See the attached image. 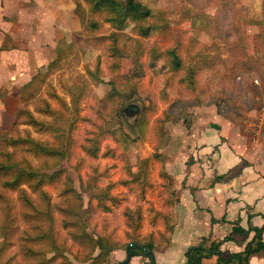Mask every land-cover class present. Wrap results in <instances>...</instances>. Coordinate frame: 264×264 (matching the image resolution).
Instances as JSON below:
<instances>
[{
  "label": "rangeland",
  "instance_id": "374dc122",
  "mask_svg": "<svg viewBox=\"0 0 264 264\" xmlns=\"http://www.w3.org/2000/svg\"><path fill=\"white\" fill-rule=\"evenodd\" d=\"M67 1L70 6L66 9V18L58 24V33L45 36V42L56 38L50 44L52 47L57 44L56 52L62 51L64 59L50 72L30 103V109L38 119L50 120V117L38 113L46 101L55 111L61 112L63 118L59 126L62 132L44 135L27 126H20V130L28 129L36 139L51 142L63 133L66 148L64 166L74 186L79 190L83 181L91 182L96 191L109 188L113 200L105 203L108 209L99 207L97 201L92 200L90 234L127 244L129 237L124 211L139 207L143 215L142 234L157 235L164 229L162 213L167 210L169 199L160 174L163 169L173 168L168 162L175 159L183 145L187 129L182 119L186 118V113L193 123L196 108H230L227 109L230 116L241 118L240 124L248 134L246 127L264 108V69L257 70L253 65L233 71L236 62L246 64L249 57L255 60L258 57L254 51V37L259 27L255 22L264 13V0H151L156 10L165 12L164 16L149 21V24L157 23L158 30L148 38H137L132 34L135 24L128 20L124 31L127 36H121L116 45L121 50L119 58L113 56L115 45L108 35L114 30L103 20L104 13L93 14L89 6L79 0L84 19H94L102 25L98 34L92 35L80 24L75 0ZM194 16L198 17L196 22ZM57 39L61 40L55 43ZM194 40L196 44L192 45ZM6 43L9 45V38ZM177 46L180 57L185 59L183 69L178 72L171 70L167 58L157 57ZM51 49L44 45L42 50H38L37 57L41 63L26 72L25 77H20L22 81L33 72L46 68L55 57V51ZM217 54L222 59H216V65L210 70L199 72L196 90H188L182 79L187 68L191 67L189 57ZM153 55L157 59L155 68L151 66L155 59ZM258 60L264 62V58L261 60L259 57ZM89 71L95 73L92 74L94 78ZM113 86L120 93H125L121 95L130 97L125 107L131 105L133 109L126 114L125 120L115 115L123 98L117 94L112 101L107 98L114 91ZM16 93L15 88L13 93L7 91V95L15 96ZM168 112L179 115L181 120L167 123L165 136L161 137L163 128L159 121ZM143 118L145 125L137 127V121ZM11 120L9 112L0 110V134ZM94 139L100 149L96 158L85 152ZM156 153L160 159L155 158ZM145 159L148 160V174L143 181L145 186L126 183L129 181L128 169L140 165ZM46 191L60 208L74 203L71 195L63 193L62 185L48 186ZM4 195L10 201L12 214L17 217L19 232L1 253L0 264H33L31 258L24 255L27 248L24 246L39 247L22 237L29 226L23 221L18 193L7 191ZM83 196L88 207L90 194ZM64 216L55 209L57 242L73 263L81 264L89 249L72 239L70 231L73 230L64 227ZM3 244L0 239V249ZM148 261V257L138 256L131 264ZM112 264H117V260L113 259Z\"/></svg>",
  "mask_w": 264,
  "mask_h": 264
},
{
  "label": "trees",
  "instance_id": "16d2710c",
  "mask_svg": "<svg viewBox=\"0 0 264 264\" xmlns=\"http://www.w3.org/2000/svg\"><path fill=\"white\" fill-rule=\"evenodd\" d=\"M90 8L93 14H103V20L109 23L113 32L108 35V38L114 43L112 49L113 56L119 58L121 55L120 48L116 47L121 36H127L124 33L127 28L128 20L133 21L135 24L132 29V34L137 38H148L158 30L157 23L149 24L151 19H158L165 15L164 11L156 10L151 0H82ZM79 13L77 16L80 19L81 25L89 34H98L102 25L94 19L85 20L83 15V8L79 0H75ZM82 11V12H80ZM158 11V12H157ZM195 17V22L198 17ZM194 22V23H195ZM260 24L259 22H256ZM254 51L258 55L255 60L254 57H249L247 63L238 61L233 67V71L238 67H254L264 69V62L260 63L264 58V33L257 34L254 37ZM196 44V40L192 45ZM204 49H207L205 46ZM153 53V52H152ZM64 53L57 52V56L51 62L46 70L38 71L32 79L21 87L19 92L20 105L16 108L13 114V121L10 126L0 134V239L4 242L0 249V263L1 253H4L8 247L9 242L19 232V222L17 217L12 214L10 201L5 197V192H17L18 199L22 203L21 214L23 221L29 226L28 232L23 233V239L27 242L37 244L38 248H33L31 245L24 246L26 248V257H30L33 264H73L65 253V249L57 242L54 233L55 224V209L65 215L63 218L64 227L72 228L70 231L72 239L89 249V253L83 261L86 264H107L110 254L116 249H127L132 243H137L141 248H149L153 251L156 248V243L141 239L139 232L142 227L143 215L142 209L137 207L124 211L126 218V226L131 232L127 233L129 242L121 244L116 241L105 239L100 235H95L88 232L89 217L93 211L92 200H96L99 207L108 209L105 203L112 201L110 197L109 188L96 189L90 183L80 182L79 190L74 186V181L70 177L67 169L64 166L66 161V148L65 137L63 133L56 138L57 143L36 139L32 136L30 130H20V126H27L32 128L37 133L50 135L57 132H62L60 129L59 121L63 118V114L55 111L48 101L45 102L43 107H40L38 113L50 117L48 119H38L34 112L30 109L31 100L39 91L42 84L45 83L51 71L57 68L59 63L62 62ZM154 54V53H153ZM248 54V53H247ZM218 55V54H217ZM164 57L169 60V67L173 71H180L184 67L185 59L180 57L179 47H175L164 54L157 55V57ZM203 56V57H202ZM191 55L189 57L190 63L187 68L185 77L182 79L186 83V88L190 91H195L198 83V74L202 70H210L211 67L216 65V59H222L220 55ZM246 55V57H248ZM152 67H156V55H153ZM116 68V67H115ZM95 73L89 71V75L93 77ZM112 85V84H111ZM264 86V78H263ZM114 91L110 92L107 98L112 101L114 95H120L122 99L121 107L116 109L115 115L125 120L126 114H129L133 109L131 105L127 104L129 96L121 95L113 86ZM113 97V98H112ZM221 113L223 110L217 108ZM145 118V117H144ZM140 119L137 122V127L140 128L145 125L146 120ZM180 116L175 114L166 113L165 118L161 119L160 127L163 128L161 137L165 136V128L167 123L178 122ZM183 124L188 130L191 129L192 120L189 119V114L186 113V118L182 119ZM92 144L85 149V152L96 158L99 152L98 142L96 139L91 140ZM155 158L160 159V155L156 153ZM129 181L126 183H134L137 185L145 186L143 181H146L148 174V160H143L140 165L132 166L128 169ZM165 181L168 194L171 195L172 183L171 179L164 171L161 172ZM62 185L64 187V194L71 195L74 203L67 208H60L52 202L51 195L46 191L48 186ZM95 190V191H94ZM33 194L35 198L32 197ZM90 194L89 206H85L84 194ZM87 204V205H88ZM71 230V229H70ZM264 228H250L245 230L241 227L235 226L232 234L227 236L223 241L215 242L210 239H204L199 246L191 247L187 252L188 263L204 264V260L211 259L217 256L216 264H249L250 258L254 254L264 253V241L262 231ZM167 231L170 227L167 226ZM254 232L253 239L248 242L242 252L234 253L229 257H225L220 247L224 242L233 240L232 236L235 234L248 235ZM132 249V248H131ZM138 254H132V258L141 255L140 250L137 249ZM146 257V256H145Z\"/></svg>",
  "mask_w": 264,
  "mask_h": 264
},
{
  "label": "crops",
  "instance_id": "0c3cea01",
  "mask_svg": "<svg viewBox=\"0 0 264 264\" xmlns=\"http://www.w3.org/2000/svg\"><path fill=\"white\" fill-rule=\"evenodd\" d=\"M69 6L67 0H0V110L9 112L10 124L20 105L21 87L38 71L23 81L20 77L41 63L37 52L44 45L55 51L46 68L55 60L58 46L50 43L56 38L45 42V36L58 33V24L66 18ZM256 22V34H263L264 13ZM8 38L9 45L5 44ZM14 88L15 96L7 95ZM227 109L220 113L213 107L196 108L191 129L184 125L187 135L183 145L175 159L168 162L173 168L162 170L172 183L167 210L162 213L164 229L157 235L142 234V222L139 232L142 240L156 243L152 252L157 264H186L191 247L199 246L206 238L223 241L235 226L245 230L264 228V141L252 144L240 124L242 119L231 117ZM129 232L127 227L126 234ZM254 235L253 231L233 235V240L221 245L223 255L242 252ZM262 235L264 241V230ZM126 257V249H116L107 264H112L113 259L119 264ZM217 260L213 256L204 264H216ZM249 264H264V253L252 255Z\"/></svg>",
  "mask_w": 264,
  "mask_h": 264
},
{
  "label": "built area",
  "instance_id": "2783aa9c",
  "mask_svg": "<svg viewBox=\"0 0 264 264\" xmlns=\"http://www.w3.org/2000/svg\"><path fill=\"white\" fill-rule=\"evenodd\" d=\"M246 129L252 144L258 145L264 141V108Z\"/></svg>",
  "mask_w": 264,
  "mask_h": 264
},
{
  "label": "water",
  "instance_id": "95a60500",
  "mask_svg": "<svg viewBox=\"0 0 264 264\" xmlns=\"http://www.w3.org/2000/svg\"><path fill=\"white\" fill-rule=\"evenodd\" d=\"M137 249L140 250L141 255L148 257L149 261L145 264H157L156 258L154 256L153 252L149 248H141V246L137 243H132L127 247V249H126L127 257L124 261H122L119 264H130L131 260H132V254H136V255L138 254ZM186 264H192V263L189 262Z\"/></svg>",
  "mask_w": 264,
  "mask_h": 264
}]
</instances>
